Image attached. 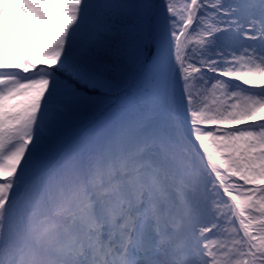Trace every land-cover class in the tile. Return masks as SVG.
<instances>
[{
	"label": "snow or ice",
	"instance_id": "obj_1",
	"mask_svg": "<svg viewBox=\"0 0 264 264\" xmlns=\"http://www.w3.org/2000/svg\"><path fill=\"white\" fill-rule=\"evenodd\" d=\"M11 3L0 264H264V0Z\"/></svg>",
	"mask_w": 264,
	"mask_h": 264
},
{
	"label": "trees",
	"instance_id": "obj_2",
	"mask_svg": "<svg viewBox=\"0 0 264 264\" xmlns=\"http://www.w3.org/2000/svg\"><path fill=\"white\" fill-rule=\"evenodd\" d=\"M18 31H20V35L18 34ZM30 36L31 33L28 28V25L21 24L20 27L15 30L12 39L16 42V44L20 46H26L30 43Z\"/></svg>",
	"mask_w": 264,
	"mask_h": 264
},
{
	"label": "rangeland",
	"instance_id": "obj_3",
	"mask_svg": "<svg viewBox=\"0 0 264 264\" xmlns=\"http://www.w3.org/2000/svg\"><path fill=\"white\" fill-rule=\"evenodd\" d=\"M0 3L6 5V12L9 15L10 20H11L12 16L15 13L22 11V10H19V9H14L13 6H12L11 0H0ZM17 23H19L20 25L21 24H26V23H24L22 21H18ZM18 34L20 35V31H18Z\"/></svg>",
	"mask_w": 264,
	"mask_h": 264
}]
</instances>
